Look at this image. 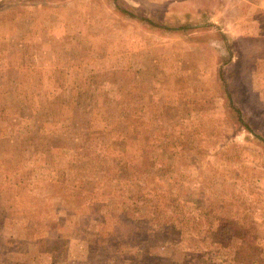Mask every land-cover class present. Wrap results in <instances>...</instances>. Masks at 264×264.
<instances>
[{"label":"rangeland","instance_id":"1","mask_svg":"<svg viewBox=\"0 0 264 264\" xmlns=\"http://www.w3.org/2000/svg\"><path fill=\"white\" fill-rule=\"evenodd\" d=\"M89 75L100 105L149 128L156 153L130 147L127 173L114 151L97 176L79 164L95 156L89 109L62 101ZM96 129L92 148L108 151ZM125 203L135 231L110 237ZM45 237L58 251L41 253ZM0 264H264V0H0Z\"/></svg>","mask_w":264,"mask_h":264},{"label":"trees","instance_id":"2","mask_svg":"<svg viewBox=\"0 0 264 264\" xmlns=\"http://www.w3.org/2000/svg\"><path fill=\"white\" fill-rule=\"evenodd\" d=\"M118 11H120L123 15H133V14H131V12H129V10H126L125 8H122V7H120V9H118ZM131 17H133V16H131ZM180 28H184V27H180ZM56 81H59V80H56ZM9 83H12L13 85L18 84L16 79L9 80ZM71 83H72V85H71ZM71 83H69V81H66V85L76 86L77 91L76 92L70 91L69 94L66 95V97L63 99L62 102L64 104H66V106H67L66 108L73 110V111H75V110L70 108V104H74V103L75 104H83V105H86L88 107L89 110L82 107V110H85V115H87V118H88L87 119V121L89 122L88 128H90V130L86 133L87 138L85 140L86 145L84 147L88 146V149L90 150V152H92L95 155L92 158L88 157V156L81 157L79 159L80 160L79 164L81 167L89 169L91 171V174H95V176L102 174L105 170V168H101L104 165V161H103L104 158L106 159L108 157V154H107L108 152L112 153L114 151V152L119 153L118 157H116L114 159V161H116L117 163H121V167H120L121 172L127 173L129 171V169L133 168V166H129L127 164L128 162L124 161L125 157H123V156L128 153L127 151L129 150L130 147H134V145H143V147L141 149H142V151L145 152L144 154H146V156H149L152 153H156L155 151H152V150L150 152L147 149V147L145 146L147 142L144 140V139H146V137H144V134L147 133L149 128L147 127L142 133H140V135L143 134L142 137L139 136V134H137V131H136L137 128L136 127L138 125L136 123V117H135L136 113L133 112L134 111L133 108H128L127 110L121 108L120 112L118 114V117L115 118V114L111 113L112 110H111V106H109V104L108 105L105 104V106L100 105L99 102L96 100L97 97H95V98L93 97L94 94L92 91H94V89L91 87L96 83V81L94 80V75H89L86 78H82L80 80H77V81H74ZM56 96H54L53 101H48V100L43 101L42 100L40 102V104H38L39 105L38 112H41V114L43 116L47 112H49L48 111L49 108H47L46 105L48 103V104H50V106L54 107ZM57 98H58V100L60 99L58 96H57ZM115 98H118V97H117V95L114 94V92H112L110 94L109 100L112 99V101H113ZM114 104H118V102H115ZM23 106H25V105H23ZM72 115H73V117H69V118L75 120V117H77V113H74ZM116 119H118V122L114 123ZM97 122H102L104 129H96L93 132V134L99 133V139H100V135L102 138L103 132L107 131L105 133L107 134V136L109 135V138L112 140L108 151H106L102 146L98 147V148H92V145H91V141H92L91 128ZM71 126H72V124H68V126H66V128H69ZM107 126H112V128L106 129ZM115 128H117V130L115 131L117 134L114 133ZM70 133H67V134L66 133H54V134H57V136H58V134L63 135V136H58V138L60 139V142L63 145V140L66 139V137L68 140L70 139V136H69ZM142 138H144V139H142ZM100 140H102V139H100ZM162 141L159 143V145L164 146L166 144V142H162ZM168 143H167V145H168ZM92 144H93V142H92ZM177 146H178V144L176 143L171 148L176 150ZM90 148H92V149H90ZM110 149H112V150H110ZM164 153H165L164 150H161L162 155L161 154H157V155L158 156L166 155ZM100 157H102V158L100 159ZM73 162H74V160H72L70 162V165ZM152 164H154V163L148 164L147 166H143L144 170L145 171H152V170L157 169L158 171H161L164 168V165L160 162H158L157 166H154ZM73 166H75V165H73ZM146 175L149 177V172H147ZM86 181H88V180H86ZM91 181H95V178H93ZM133 184H134L133 180L130 178H127V182L125 183V185L128 186V188H130ZM123 195H125V194H123ZM184 203H185L187 208L188 207H189V209L191 208L192 205L190 206V202H188V203L183 202V204ZM183 204L179 203V211H176V212L181 211V213L183 214L184 230L183 229L182 230H183V232H186L187 234L196 235L194 233V231L197 227V220L189 217L186 213L183 212V210L181 208V206ZM113 209L116 212V215L113 216V218H115V220H116V224H115L113 230L108 232L109 236L111 237L115 234V235H119L120 238H124L125 240L129 239L132 236V231H135V229H133V223L135 222V217L133 216V214H134L135 210L132 209V206L129 203H125L121 207H118L115 205V207ZM156 211H158V210H156ZM152 212H153L152 210L148 211L149 214H151ZM154 219L160 220L161 218H158L156 216ZM164 223H165L164 225L166 227V224L168 222L165 221ZM161 228H163V226ZM148 229L150 231V229H152V225H150L148 227ZM235 230H236V226L230 220L221 219L220 224L216 230V233H217L216 236H217L218 240H220V238H221L224 242H228L232 239L233 235L235 234ZM69 240H71V239H69ZM84 240H85V238H83L82 241H84ZM36 242L44 245V246L41 245V250H42L41 253H48V252L49 253H55L56 251H58V249H55V250L44 249V247L46 246L45 242H47V237L41 238L40 240H37ZM119 246H122V245L119 244ZM62 247H64V246H62ZM82 249H84V246H82ZM66 251L69 254L71 253V250H66Z\"/></svg>","mask_w":264,"mask_h":264}]
</instances>
